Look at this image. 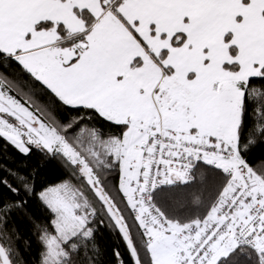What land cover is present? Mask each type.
<instances>
[{
    "label": "snow or ice",
    "instance_id": "obj_1",
    "mask_svg": "<svg viewBox=\"0 0 264 264\" xmlns=\"http://www.w3.org/2000/svg\"><path fill=\"white\" fill-rule=\"evenodd\" d=\"M0 264H264V0H0Z\"/></svg>",
    "mask_w": 264,
    "mask_h": 264
},
{
    "label": "trees",
    "instance_id": "obj_2",
    "mask_svg": "<svg viewBox=\"0 0 264 264\" xmlns=\"http://www.w3.org/2000/svg\"><path fill=\"white\" fill-rule=\"evenodd\" d=\"M260 155V152L259 151H257V153H256V156L258 157ZM55 173H52V175H51V179H55ZM22 231H24V229L22 228ZM104 237H105V240H104V242H107V243H114V242H117L116 240H115V237H113V236H110V235H108V234H104ZM37 246L34 244L33 245V248H32V250L29 252V253H27L26 255H27V258L29 259V260H32L34 257H35V255H36V252H37Z\"/></svg>",
    "mask_w": 264,
    "mask_h": 264
}]
</instances>
